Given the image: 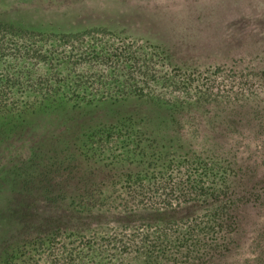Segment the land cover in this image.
<instances>
[{
	"label": "rangeland",
	"instance_id": "rangeland-1",
	"mask_svg": "<svg viewBox=\"0 0 264 264\" xmlns=\"http://www.w3.org/2000/svg\"><path fill=\"white\" fill-rule=\"evenodd\" d=\"M0 17L43 33L102 26L115 33L98 35V47L114 51L139 38L155 47L166 45L174 54L178 49L182 55L181 64L170 51L152 57L156 72L149 74L143 99L81 108L65 105L28 115L27 132L24 128L20 132L25 144L17 139L11 146L17 149H10L13 158L21 156L27 163L6 169L32 176L21 179L37 196L53 195L58 201L63 197L58 183L90 179L114 182L116 194L122 195L126 183L161 178L158 154L168 159L184 155L175 160L182 165H172L164 175L171 183L185 178L188 159L193 169L215 163L239 181L264 177V0H0ZM10 53L2 56L3 65L22 67ZM36 66L30 67L34 71ZM131 72L132 83L141 79V70ZM154 75L168 79L153 84ZM113 78L116 75L104 73L101 81L112 83ZM119 80L128 77L119 74ZM145 151L156 152L150 162L146 156L142 162ZM4 173L0 170L1 222L9 216L5 198L14 180L13 174ZM52 175L55 189L48 186ZM176 195L171 192L159 199L145 195L144 204L174 205ZM248 215L244 241L220 264H264V211ZM111 220L96 231L112 236L132 232L117 230ZM179 224L173 221L167 229ZM157 226L143 225L138 231H156ZM165 244L171 247L166 258L187 255L182 247L189 243ZM196 253L190 257L199 258L202 250Z\"/></svg>",
	"mask_w": 264,
	"mask_h": 264
},
{
	"label": "trees",
	"instance_id": "trees-1",
	"mask_svg": "<svg viewBox=\"0 0 264 264\" xmlns=\"http://www.w3.org/2000/svg\"><path fill=\"white\" fill-rule=\"evenodd\" d=\"M106 33L115 32L102 26L71 32L29 31L0 17V170L14 176L5 198L4 210L9 216L7 221H0V264H220L228 251L244 241L248 214L264 211L263 175L239 181L215 163L197 164L193 169L195 165L188 159L185 178L171 183V178L164 175L172 165H182L175 160L184 155L170 160L158 154V180L138 178L123 185L122 195L116 194L114 182L65 180L57 184L63 192L57 201V196H37L24 185L21 178H32L25 176V171L11 173L6 169L27 163L21 156L13 158L10 149H17L11 147L17 139L25 144L20 132L22 128L27 132L24 122L28 115L65 105L81 108L143 99L149 77L156 72L152 57L169 55L170 51L181 64V51L177 49L174 54L166 45L152 46L148 39H132L114 51L98 47V35ZM7 51L13 52L10 54L16 65L22 67L3 65L1 58ZM196 58L203 60L201 55ZM31 65L38 67L33 71ZM132 69L141 70V79L135 83L129 77ZM104 73L116 78L106 84L101 81ZM119 74L127 76L128 81L119 80ZM162 79L168 78L154 75L153 84ZM155 153L145 151L142 162L144 156L150 162V155ZM141 166L144 164L138 165V171ZM48 177L50 182L55 180L53 175ZM48 186L55 189L54 182ZM171 192L177 194L174 205L156 206L155 201L144 204L145 195L159 199ZM111 219L117 230L132 232L112 236L96 231ZM173 221L180 224L167 229ZM143 225H156L158 230L138 231ZM165 243H189L182 247L187 255L183 259L166 258L171 247ZM198 250H202L201 256L191 258Z\"/></svg>",
	"mask_w": 264,
	"mask_h": 264
}]
</instances>
